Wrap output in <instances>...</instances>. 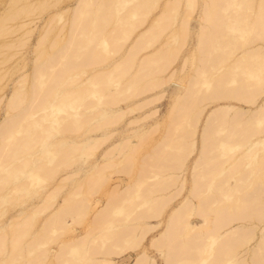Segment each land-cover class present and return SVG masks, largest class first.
Segmentation results:
<instances>
[{"label":"rangeland","instance_id":"rangeland-1","mask_svg":"<svg viewBox=\"0 0 264 264\" xmlns=\"http://www.w3.org/2000/svg\"><path fill=\"white\" fill-rule=\"evenodd\" d=\"M81 1L0 0V264H134L136 259H143L144 264H175L186 257L196 258L198 251L190 248L206 242L203 237L204 241L199 240L206 228L201 229L200 215L212 201L214 209L205 212L209 217L206 230H213L212 237L200 260L204 258L207 264L217 250L221 255L216 253L215 258L220 262L264 264V222L258 223L264 218V123L253 124L259 122L254 117H264V81H259L264 79V36L256 35L264 33V26H255L264 24V0L229 4L214 0L213 6L209 3L213 0H120L116 5V0L101 5L98 2L104 0H89L90 11L82 8L90 2ZM97 4L107 15L94 10ZM207 6L213 7L212 15ZM83 10L88 13L84 15ZM204 13H208L205 19ZM231 15H238V20L235 16L231 20ZM218 18L231 23V30ZM119 19L123 21L117 26ZM232 21L239 22L238 26ZM80 31L87 38L94 37L93 41L82 40ZM78 41L89 47L78 48L83 43ZM244 53H253L250 56L256 60H244ZM254 53L261 54L259 60ZM88 60L93 63L88 65ZM241 61L247 62L245 69ZM253 66H258L255 73L249 71ZM65 68L70 71L64 81L61 69ZM127 81L136 87L130 88ZM219 91L222 95L216 94ZM236 94L249 99L239 100ZM16 123L20 127L14 130ZM247 128L252 132L245 134ZM254 128L262 135L251 137L260 141L251 145L248 135L257 131ZM18 141L26 149L11 158L10 153L23 147H18ZM206 183L213 188L206 191ZM213 214L224 216L218 221L221 225L212 224ZM126 234L136 242L124 239ZM229 234L240 242L228 243ZM116 236L121 240H110ZM196 236L202 241L193 243ZM222 237L228 247L219 241ZM243 237L251 238L242 243ZM188 239L192 243L185 244ZM222 247L226 251L236 248L232 263L229 258L220 259L225 252Z\"/></svg>","mask_w":264,"mask_h":264},{"label":"bare ground","instance_id":"bare-ground-1","mask_svg":"<svg viewBox=\"0 0 264 264\" xmlns=\"http://www.w3.org/2000/svg\"><path fill=\"white\" fill-rule=\"evenodd\" d=\"M82 1H84V2H82ZM82 1H81V2L84 3V4H85V2H86V4H87L88 2H90L89 0H88V2L85 1V0H82ZM117 1H119V2H117ZM125 1H127V0H125ZM143 1H144V0H143ZM145 1H147V0H145ZM209 1H210V0H209ZM228 1H229L228 4H229L230 2L232 3V0H228ZM247 1H248V0H246V2H247ZM249 1H250V0H249ZM91 2H92V0H91ZM91 2L88 3V5H83L82 8H83V9H87V8H89V10H88V9H87V10L90 11V7H91V5H92ZM104 2H105V0H104L103 2L100 1V2H98V3L101 5V3H104ZM116 2H117L118 4H121V1H120V0H116V1H114L115 5L117 4ZM140 2H142V0H140ZM212 2H214V0L211 1V2H209V3H211L210 5H212V6L215 5V4L217 3V2H215L214 4H212ZM82 3H81V4H82ZM94 3H95V2H94ZM224 3H225V2H224ZM248 3H250V2H248ZM81 4H80V5H81ZM90 4H91V5H90ZM99 4H97V5H99ZM140 4H142V3H140ZM250 4H251V3H250ZM80 5H79V8L81 7ZM95 5H96V4H95ZM95 5H94V6H95ZM100 5H99V6H96V8H94V10H98V11H100V9H101V10L107 15V13L105 12V10H103L104 8H100ZM206 5H207V4H206ZM221 5H222V4H221ZM225 5H227V4H225ZM40 6H41V5H40ZM88 6H90V7H88ZM133 6H134V4H133ZM248 6H249V5H248ZM262 6H264V5H261V7H262ZM41 7H43V6H41ZM85 7H86V8H85ZM97 7H98L99 9H97ZM112 7H114V5H113ZM207 7H208V6H207ZM230 7L232 8L231 5H230ZM261 7H260V8H261ZM79 8H78V9H79ZM131 8H132V7H131ZM208 8H209V7H208ZM220 8H221V7H220ZM223 8H226V7H223ZM78 9H77V10H78ZM129 9H130V8H129ZM137 9H138V8H137ZM137 9H135V10H137ZM226 9H228V8H226ZM226 9H225V10H226ZM77 10H76V12H77ZM94 10H93V13L95 12ZM132 10H133V8H132ZM135 10H134V11H135ZM209 10H211V8H209ZM212 10H214L213 7H212ZM212 10L210 11V12H211V15L213 14L212 12H214V11H212ZM80 11H82V10H80ZM80 11L78 12V14H81V15H82V13H84V15H85V13H88L86 10H83V11H85V12H82V13H81ZM130 11H131V10H130ZM206 12H207V11H206ZM208 12H209V11H208ZM210 12H209V14H208V13H204V16H205L204 19L206 18V14H208V15H207L208 18L206 19V22H208V23H209L208 20H209ZM261 12H262V10H261ZM95 13H97V12H95ZM95 13H94V15H96L97 17H99L98 14H95ZM223 13H224V12H223ZM234 13H235V12H234ZM78 14L76 13L75 16H77ZM90 14H92V12H90ZM102 14H103V13H102ZM102 14H100V15H102ZM218 14H219V12H218ZM220 14H221V13H220ZM224 14H225V13H224ZM88 15H89V14H88ZM94 15H92V16H94ZM216 15H217V14H215V16H216ZM225 15H226V14H225ZM228 15H229V14H228ZM235 15H236V13H235ZM235 15H231V16H229V17H231V20H232L233 18H235V17H236V20H238V18H239L238 15H237V16H235ZM104 16H105V15H104ZM215 16H213V17L211 16V19H213V18L216 19ZM233 16H235V17H233ZM77 17H79V16H77ZM77 17H76V18H77ZM97 17H96V19H97ZM101 17H102V16H101ZM118 17H119V16H118ZM221 17H222V16H221ZM221 17H220V19H221ZM223 17H225V16H223ZM226 17H228V16H226ZM256 17L259 18V15L256 16ZM80 18H81V17H80ZM80 18H78V19L80 20ZM85 18H87V17H85ZM94 18H95V17H94ZM260 18H261V17H260ZM91 19H93V18H91ZM91 19H90V20H91ZM218 19H219V18H218ZM220 19H219V21H220ZM240 19H241V18H240ZM242 19H243V18H242ZM255 19H256V18H255ZM261 19H264V18H261ZM261 19H258V20L260 21ZM83 20H84V19H83ZM117 20H118V19H117ZM117 20H116V21H117ZM258 20L256 21V23L258 22ZM77 21H78V20H77ZM84 21H86V20H84ZM84 21H83V23H81V22L79 21V22H80V25L84 24V23H85ZM119 21H120V22H119ZM119 21H117L118 24L116 23L117 26L119 25V23L121 24V22H122L123 20H122V19H119ZM210 21H212V20H210ZM226 21H228L227 18H226ZM226 21H225V22H226ZM233 21H235V19H234ZM233 21H232V23H233ZM239 21H241V20H239ZM75 22H76V21H75ZM100 22L103 23L102 21H100ZM100 22H98V24H99ZM220 22H222V21H220ZM220 22H219V23H220ZM229 22H230V21H229ZM260 22H262V21H260ZM87 23H89V22L87 21ZM87 23H86V24H87ZM90 23H91V22H90ZM90 23L87 24V25L90 26V25H91ZM101 23H100V24H101ZM107 23H109V22H107ZM212 23H213V22H212ZM222 23H224V20H223ZM236 23H239V22H236ZM236 23H235V24L233 23L234 26L237 25ZM254 23H255V22H254ZM86 24H85V25H86ZM98 24H97V25H98ZM103 24H104V23H103ZM105 24H106V23H105ZM105 24H104V25H105ZM210 24H211V23H210ZM226 24H227V23H224V26H228V24H231V23H228L227 25H226ZM78 25H79V24H78ZM87 25H86L85 29L88 30L89 28H87ZM93 25H94V27H95L96 23H93ZM97 25H96V26H97ZM116 25H115V26H116ZM207 25H208V24H207ZM231 25H232V24H231ZM231 25H229V26H230V30H231V27H232ZM258 25H259V26H261V25L264 26V24H261V23L256 24L255 26H258ZM99 26H100V25H99ZM115 26H114V27H115ZM120 26H121V25H120ZM210 26H212V25H210ZM224 26H223V27H224ZM229 26H228V27H229ZM237 26H238V25H237ZM255 26H253V27H255ZM94 27H92L91 30H94V29H95ZM97 27H98V26H97ZM100 27H101V26H100ZM100 27H99V28H100ZM212 27H213V26H212ZM90 28H91V27H90ZM93 28H94V29H93ZM115 28H117V27H115ZM225 28H227V27H225ZM237 28H238V27H237ZM255 28H256V27H255ZM76 29H77V28H76ZM78 29H79V28H78ZM85 29L83 30L84 33L87 32V34H88V31L85 32ZM232 29L235 30L236 27H234V28H232ZM238 29H239V28H238ZM117 30H120V28L117 29ZM228 30H229V29H228ZM236 30H237V29H236ZM112 31H113V30H112ZM237 31H238V30H237ZM114 32H116V31H114ZM121 32L126 33V30H125V31H122V30H121ZM230 32H231V31H230ZM238 32H239V31H238ZM241 32H242V30H241ZM259 32H260V31H259ZM78 33H79V32H78ZM80 33L83 34L81 31H80ZM80 33H79V35H80V37L82 36V38H83L82 40L86 41V40L89 38V39L87 40L88 43H89V40H90L91 38H94V37H92L91 35H89L90 37L87 38V37L85 36V34L81 35ZM112 33H113V32H112ZM87 34H86V35H87ZM89 34H91L90 31H89ZM216 34H218V33H216ZM262 34H264V33H261V34H260V33H256V35L264 36V35H262ZM204 35H205V33H203L202 37L200 38V39H201V42H202V39H203ZM206 35H208V34H206ZM84 36H85L86 38H85ZM94 36H96V35H94ZM97 36H98V34H97ZM103 36H104V35H103ZM252 36H253V35H252ZM207 37H208V36H207ZM256 37H258V36H256ZM206 39H207V38H206ZM259 39H260V38H259ZM261 39L264 40V38H261ZM79 40H80V39H79ZM95 40H96V39H95ZM84 41H78V44H81V42H83V43H82V46L79 45L80 47L78 46V48H82L83 45H84L85 49L87 48V46H88L89 44H87V43L84 42ZM92 41H93V40L91 39V42H92ZM94 42H95V41H94ZM236 42H237V41H236ZM84 43H86V44H84ZM142 43H144V42H142ZM229 44H230V46L234 45V44H231V43H229ZM86 45H87V46H86ZM70 46H71V45H70ZM76 46H77V45H76ZM90 46H91V45H90ZM237 46H238V45H237ZM237 46H236V47H237ZM88 47H89V46H88ZM94 47H95V46H94ZM220 47H221V46H220ZM220 47H218V49H219ZM227 47H228V46H227ZM233 47H234V46H232L231 48H233ZM240 47H241V46H240ZM73 48H74V47H73ZM221 48H222V47H221ZM83 49H84V48H83ZM83 49H81V52H82ZM237 49H238V48H237ZM260 49H261V48H260ZM222 50H223V48H222ZM222 50H221V51H222ZM64 51H65V50H64ZM226 52H228V51H226ZM84 53H85V52H84ZM86 53H90V51H86ZM223 53H224V51H223ZM82 54H83V53H82ZM221 54H222V53H221ZM244 54H245V53H244ZM252 54H253V53H250V55H252ZM254 54H259V53H254ZM91 55H93V54H91ZM245 55H246V56H243V57H245V58H243V59H244V60H247V61H251L252 59H251V60H248V59H246V58H249V59H250V58H255V57H252V56H250V55L248 56L247 53H246ZM260 55H261V54H259V55H255V56L258 58V56H260ZM54 56H55V54H54ZM76 56H77V55H74L73 57H74V58H77ZM97 56H98V55H96V56H94V57L98 58V61H100L99 58L101 59V56H100V57H97ZM221 56H222V55H220V57H221ZM79 57H80V56H78L77 59H79ZM88 57H90L89 54H88ZM217 57H219V56H217ZM225 57H226V55H225ZM83 58H84V57H83ZM259 58H260V57H259ZM259 58H258V60H259ZM80 59H82V57H81ZM92 59H93V61H94L95 58H92ZM222 59H223V58H222ZM222 59H220V60H222ZM226 59H227V58H226ZM83 60H84V59H83ZM83 60H81V61H83ZM85 60H87V59H85ZM220 60H219V61H220ZM240 60H242V56H241V59H240ZM254 60H256V58H255ZM88 61L91 62V63L88 62V63H89L88 65H91V64L93 63L91 60H88ZM95 61H96V59H95ZM78 62L80 63V61H78ZM96 62H97V61H96ZM96 62H95V63H96ZM244 62H245V61H244ZM82 63H83V62H82ZM82 63H81V64H82ZM242 63H243V62L241 61V64H242ZM246 63H247V62H246ZM246 63H243V64H242V67H241L242 69H245V68H243V67H244L243 65H245ZM84 64H85V62H84ZM219 64H221V63L219 62ZM238 64L241 65L240 63H237V65H235V66L239 68ZM65 65H66V64H64V66H65ZM72 65H73V64H72ZM76 65H77V64H76ZM88 65H87V66H88ZM247 65H248V64H247ZM247 65H245V66H247ZM85 66H86V65L81 66V68L83 69V67H85ZM233 66H234V64H233ZM251 66H252V65H250V67H251ZM250 67H249V68H250ZM253 67H254V66H253ZM256 67H257V68H256ZM256 67L252 68V70L249 69V71H252V73H255L256 70L258 69V66H256ZM73 68H75V66H74ZM73 68H72V69H73ZM233 68H234V67H233ZM241 68H240V69H241ZM255 68H256V70H255V72H254V69H255ZM246 69H247V67H246ZM61 70H63V72H61V73H63V74H65V73L67 74V73H68L67 71H70V70H67V68H65V69H61ZM64 70H65V71H64ZM234 70H235V69H234ZM71 71H72V70H71ZM78 71H79V69H78ZM238 71H240V70H238ZM72 72H73V71H72ZM74 72H76V71H74ZM74 72H73L72 74H74ZM198 72H199V71H198ZM201 72H202V71H200L199 73L203 76V73L205 74V72H202V73H201ZM233 72H234V71H233ZM40 73L43 74V72H40ZM69 73H70V72H69ZM226 73H227V74H230L229 72H226ZM231 73H232V72H231ZM248 73H249L250 75L252 74V73H250V72H248ZM66 74H65V76L63 75V77H64L63 80L65 79ZM200 74H199V76L201 77ZM242 74H243V73H242ZM108 75H109V74H108ZM108 75H107V77H109ZM230 75H232V74H230ZM230 75H229V76H230ZM233 75H234V77H233V76H230V77H231V78H230L231 80H233L232 77H233V78H236V77H235V76H236V72H235V74H233ZM70 76H71V73H70ZM132 76H133V75H132ZM229 76L227 75L226 78L228 79ZM243 76H244V74H243ZM252 76H254V75H252ZM220 77H222V76H220ZM52 78H53V77H52ZM60 78H61V76H60ZM60 78H59L58 80L62 82V80H61ZM66 78H67V77H66ZM224 78H225V77H224ZM72 79H73V78H72ZM130 79H131V78H130ZM134 79H135V78H134ZM216 79L219 80V78H216ZM220 79H221V78H220ZM55 80H56V78H55ZM68 80H69V79H67V82H66V83H69ZM221 80H223V77H222ZM224 80H225V79H224ZM64 81H65V80H64ZM64 81H63V82H64ZM133 81H135V80H133ZM215 81H216V80H215ZM226 81H227V80H226ZM259 81L262 82V81H264V79L260 78ZM71 82H73V81H71ZM127 82L129 83V82H132V81H127ZM224 82H225V81H224ZM231 82H232V81H231ZM128 83H126V84L129 85L130 88H131V87H132V88H133V87H136V85H135L133 82H132V83H129V84H128ZM236 83H238V81H235V84H236ZM239 83H240V80H239ZM57 84H58V83H57ZM57 84H55L56 87H59V86H60L61 84H63V83H59V84H60V85L58 84L59 86H58ZM131 84H132V85H131ZM133 84H134V86H133ZM214 84H215V83H214ZM235 84H234V85H235ZM262 84H264V83H262ZM241 85H242V84H241ZM63 86H64V85H63ZM246 86H247V85H246ZM241 87H243V86H241ZM241 87H239L240 90H241ZM53 88H54V86H53ZM61 88H62V87H61ZM127 88H128V87H127ZM237 88H238V87L236 86V89H237ZM245 88H247V87H245ZM219 89H220V88H219ZM217 90H218V89H217ZM220 90H222V89H220ZM213 92H214V91H213ZM213 92H212V93H213ZM220 92H221V91L217 92L216 94H220ZM222 92H224V91H222ZM228 92H229V91H227V93H228ZM231 92H232V90H231ZM239 92H240V91H239ZM252 93H253V91H252ZM229 94H230V93H229ZM211 95H212V94H211ZM220 95H222V94H220ZM223 95H224V94H223ZM13 96L16 98V95H13ZM114 96H116V95H114ZM114 96H112V97H114ZM230 96H231V95H230ZM234 96H235V97H238L239 100L243 99V101H246V100H244V98L249 99L248 96H245V95H243V94H242V95H241V94H236V95H234ZM112 97L110 96V98H112ZM224 97H225V96H224ZM224 97H223V98H224ZM226 97H227V96H226ZM212 98H213V97H212ZM219 98L221 99L222 97H221V96H218V99H219ZM227 98H228V97H227ZM232 98H234V97H232ZM11 100H13V98H11ZM11 100H10V104H9V105L11 106V108H13L12 105H14V103H12V105H11V102H12ZM112 100H115V99H113V98L111 99V103L114 104V101L112 102ZM236 100H238V99H236ZM249 101H250V100H248V102H249ZM13 102H14V101H13ZM46 102H47V104H48L49 101H46ZM46 102H45V103H46ZM109 102H110V101H109ZM115 102H116V101H115ZM43 103H44V102H43ZM39 104H42V103H39ZM47 104H45V105H47ZM107 104H109V103H107ZM85 106H87V105H85ZM42 107H43V106H42ZM43 108H44V107H43ZM32 113H34V112L28 113L27 115L30 116V115H32ZM15 116H17V115H15ZM24 116H26V115H24ZM257 116H259V115H257ZM27 117H28V116H26V118H27ZM12 118H14V117L12 116ZM254 118H255L256 120H259V122L254 121L253 124H256V123H257L258 126H259L260 123H261V124L264 123V117H261V118H260V117H259V118H258V117H254ZM254 118H253V119H254ZM23 119H24V117L22 118V120H23ZM260 119H261V120H260ZM22 120H20V121H18V122H21ZM250 120H251V119H250ZM261 121H262V122H261ZM255 122H256V123H255ZM16 124H17V125H16ZM16 124L14 125V130H15V129H18V128L20 127V124H19V123H16ZM18 124H19V126H18ZM262 125H264V124H262ZM4 126H5V125H4ZM15 126H17L18 128H16ZM5 127H7V126H5ZM254 129H256L257 131L253 130V131H255L254 134L252 133V134L248 135V136H250L249 139H250V141H251V145H255V144H259V143H260V141H259L258 139H251V137H253L254 135H257V134H258V135H262V134L257 133V132H259V129H258V128H254ZM12 130H13V129H12ZM12 130H10V131H12ZM223 130H224V129H222V132H223ZM260 130H261V129H260ZM10 131H9V132H10ZM204 131H206V130H204ZM220 131H221V130H220ZM224 131H226V133H227V129L224 130ZM232 131H233V130H232ZM262 131H264V127H262L261 132H262ZM2 132H3V130H2ZM230 132H231V131H230ZM245 132H246L245 134H247V133H249L250 131H248V128H247V129L245 130ZM251 132H252V131H251ZM251 132H250V133H251ZM261 132H260V133H261ZM228 133H229V132H228ZM233 133H234V132H233ZM240 133H241V132H239V134H240ZM223 134H224V133H223ZM242 135H243V134H242ZM11 137H12V136H11ZM245 137H246V136H245ZM262 137H264V136H262ZM26 138L28 139V138H30V137H26ZM27 139L24 140V141H22V142H23V143H26ZM28 140H29V139H28ZM19 142H20V143H19ZM22 142H21V141H18V142H17L18 144H20V145H18V147H19V146H20V147L23 146L24 149H22L23 147L18 148L17 150H15V148H14L15 151L13 150L14 152H13V153H10L11 158H12V156H15L14 153H15L16 151H17V152H20V151L26 149V148H25L26 146L23 145ZM219 142H220V141H219ZM241 142H242V141H241ZM244 142H245V141H244ZM21 143H22V144H21ZM211 143H212V142H211ZM216 143H217V142H216ZM15 144H16V143H15ZM15 144H13V147H16V146H17V144H16V145H15ZM27 144H28V143H27ZM56 144H57V143H56ZM214 144H215V143H214ZM14 145H15V146H14ZM178 145H179V144H178ZM208 145H209V144H208ZM215 145H216V144H215ZM175 146H177V145H175ZM179 146H180V145H179ZM208 147H209V146H208ZM217 147H218V146H217ZM251 148H252V147L250 146V149H251ZM19 149H21V150H19ZM179 149H180V148H179ZM239 149H240V148H239ZM251 150H253V149H251ZM11 151H12V150H11ZM61 151H62V150H61ZM22 152H23V151H22ZM62 152H64L65 154H67L69 151H68L67 153H66L65 150L62 151ZM11 154H12V155H11ZM20 154H21V153H20ZM64 156H65V155H64ZM64 156L60 155V157H64ZM242 156H243V155H242ZM58 157H59V156H58ZM13 158H15V157H13ZM64 158H65V157H64ZM64 158H63V159H64ZM60 160H61V159H60ZM63 161H64V160H63ZM65 161H67V160H65ZM18 163H19V162H18ZM222 163H223V162H222ZM224 163H225V162H224ZM0 166H1V165H0ZM205 166H206V165H205ZM218 166H219V165H218ZM218 166H217V167H218ZM262 167H264V166H262ZM215 168H216V167H215ZM14 169H15V168H14ZM17 171H19V170H17ZM248 171H249V170H248ZM47 172H48V171H47ZM8 174H9V173H8ZM11 174H12V173H11ZM215 174H216V173H215ZM215 174H214V175H215ZM247 174H248V173H247ZM202 175H203V174H202ZM207 175H208V174H207ZM257 175H258V174H257ZM47 176H49V175H47ZM203 176H204V175H203ZM205 176H206V175H205ZM205 176H204V177H205ZM246 176H247V175H246ZM206 177H208V176H206ZM4 178H5V177H4ZM199 178H200V176H199ZM5 179H6V178H5ZM5 179H4V180H5ZM9 179H10V178H9ZM239 179H241V177H240ZM260 179H261V178H260ZM262 179H264V178H262ZM0 180H1V182H3V179H0ZM94 180H95V179H94ZM94 180H93V181H94ZM98 180H99V178H98ZM100 180H101V178H100ZM241 180H242V179H241ZM6 181H7V180H6ZM218 181H219V180H218ZM223 181H225V180H223ZM202 182H204V181H202ZM209 182H210V181H209ZM219 182H220V181H219ZM240 182H241V181H240ZM240 182H239V183H240ZM5 183H7V182H5ZM5 183H4V184H5ZM214 183H215V182H214ZM223 183H224V182H223ZM200 184H202V183H200ZM220 184H221V183H220ZM224 184H225V183H224ZM202 186H203V185H202ZM205 186H207V187H206L207 189L205 188L206 191H207V190L209 191V190L211 189V187L213 188V184L210 185V184H207V183H206ZM214 186H216V185H214ZM237 186H239V185H237ZM240 186H241V185H240ZM247 186H248V185H247ZM131 188H133V187H131ZM139 188H140V187H139ZM218 188H219V187H218ZM198 190H199V189H198ZM205 190H203V191H205ZM218 190H219V189H218ZM220 190H221V188H220ZM256 190H257V189H256ZM129 191H130V188H129ZM199 191H201V190H199ZM138 192H139V191H138ZM146 192H147V191H146ZM261 192H262V191H260V193H261ZM148 193H149V192H148ZM192 193H195V192H192ZM206 193H207V192H206ZM208 193H209V192H208ZM216 193H218V192H216ZM224 193H225V191H224ZM227 193H228V192H227ZM255 193H256V192H255ZM119 194H120V193H119ZM252 194H253V193H252ZM257 194H258V193H257ZM261 194H262V193H261ZM261 194H260V195H261ZM115 195H116V194H115ZM137 195H138V194H137ZM145 195H146V194H145ZM198 195H199V194H198ZM209 195H211V194L209 193ZM220 195H221V194H220ZM253 195H254V194H253ZM255 195H256V194H255ZM112 196H114V195H112ZM117 196H118V194H117ZM140 196H141V195H140ZM195 196H196V197H199V196L196 195V193H195ZM200 196H201V195H200ZM204 197H205V196H203L202 198H204ZM112 198H113V197H112ZM114 198H115V197H114ZM134 198H135V197H134ZM140 198H141V197H140ZM206 198H208V197H206ZM258 198H259V197H258ZM109 199H110V198H109ZM210 199H211V198H210ZM245 199H246V198H245ZM111 200H112V199H111ZM121 200H122V199H121ZM212 200H213V199H212ZM202 201H203V200H202ZM239 201H240V200H239ZM77 202H78V201H77ZM120 202H121V201H120ZM200 202H201V201H200ZM209 202H210V201H209ZM257 202H258V201H257ZM85 203H86V202H85ZM202 203H204V202H202ZM205 203H206V201H205ZM213 203H214V201H212V203H208L209 208H208V207H207V208L205 207V210H203V211H204V214H205V212H208L209 209H210V210H212V208L214 209V206H213V207H210ZM249 203H250V202H249ZM262 203H264V200H262ZM109 204H111V203H107V202H106V205L110 206ZM152 204H155V203H152V202H151V205H152ZM209 204H210V205H209ZM67 205H70V204H67ZM77 205H78V203H77ZM106 205H105V206H106ZM149 205H150V204H149ZM149 205H147V206H149ZM155 205H156V204H155ZM165 205H166V204H165ZM199 205H203V204L199 203ZM205 205H206V204H205ZM65 206H66V205H65ZM74 206H75V204H74ZM108 206H106V207H108ZM153 206H154V205H153ZM153 206H152V209L154 208L153 211H156V210H155V206H154V207H153ZM159 206H160V205H159ZM246 206H247V205H246ZM67 207H68V206H67ZM226 207H227V206H226ZM61 208H62V207H61ZM64 208H65V207H64ZM79 208H80V207H79ZM82 208H84V207L82 206ZM159 208H160V207H159ZM215 208H216V206H215ZM219 208H220V206H219ZM232 208H233V206H232ZM238 208H239V207H238ZM242 208H243V207H242ZM244 208H245V207H244ZM244 208H243V209H244ZM249 208H250V207H249ZM84 209H85V208H84ZM104 209H105V208H104ZM108 209H109V208H108ZM108 209H106V210H108ZM141 209H142V208H141ZM147 209H149V207H147ZM147 209L144 208V210H146V211H147L146 213L148 214V213H150V212H148ZM202 209H204V207H203ZM206 209H208V210H206ZM223 209H224V208H223ZM223 209H222V210H223ZM233 209H234V208H233ZM62 210H63V209H62ZM70 210H71V209H70ZM111 210H112V209H111ZM149 210H150V209H149ZM188 210H189V209H188ZM210 210H209V211H210ZM215 210H216V209H215ZM228 210H229V209H228ZM246 210H247V209H246ZM75 211H77V210H75ZM189 211H190V210H189ZM198 211H201V213L203 212L201 209L198 210ZM253 211H254V210H253ZM65 212H66V211H65ZM81 212H82V210H81ZM103 212H104V211H103ZM151 212H152V211H151ZM211 212H212V211H211ZM215 212H216V211H214L213 213H215ZM240 212H241V211H240ZM67 213H68V211H67ZM105 213H107V211H105ZM136 213H137V212H136ZM152 213H155V212H152ZM233 213H234V212H233ZM238 213H239V212H238ZM244 213H245V212H244ZM250 213H251V212H250ZM61 214L63 215L64 213H61ZM65 214H66V213H65ZM69 214H70V213H69ZM73 214H75V213H73ZM142 214L145 215V213H142ZM156 214H157V213H156ZM188 214H189V212H188ZM204 214H203V215H204ZM225 214H226V213H225ZM231 214H232V213H231ZM231 214H230V215H231ZM241 214H242V212H241ZM253 214H254V213H253ZM70 215H71V214H70ZM70 215H68V216H70ZM75 215H76V214H75ZM98 215H99V214H98ZM98 215H97V216H98ZM102 215H103V214H102ZM143 215H141L142 217H140V216L138 215V217L143 218ZM153 215H155V214H153ZM203 215H200V216H201V222L204 223V226L202 225V228H201V227H200V228H201V229H203V227H206V228L204 229V231L201 232V234L203 233V236H199V240H200V238H201L202 240H203V238H205L204 240H205L206 242H201L202 240H201V241H198V237H197V236H196L197 239H196V238H192V237H190V238L193 239V241H195V242H193V243H196V242L198 241V242H201L203 246L200 247L201 245H200L199 243H197V244H199V247H197L195 244H192V248H193V249L190 248V247H188V248H190L191 250H194L193 252L198 251V256H199V257L197 256L196 258H193L194 256H191V257H186V259H185L184 256H183L182 258L185 259V261H183V260H178V261H177L178 264H184L183 262H185L186 264H205L206 260H205L204 258H203L202 260H200V258H202L201 256L203 255V253H204V252L207 250V248H208V247H207V246H208V245H207L208 239H211V237H212V235H211L212 233L210 234V230H211L212 232H213V230H212V229H210V230L208 229V231L206 230L208 227L205 226V225H206L205 223L209 220V219H208L209 217L206 216V214H205L204 216H203ZM213 215H214V214H213ZM221 215H222V214H221ZM236 215H237V214H236ZM248 215H249V213H248ZM261 215H262V214H261ZM261 215H260V216H261ZM57 216H58V215H57ZM157 216H158V214H157ZM209 216H210V215H209ZM218 216H219V214H218ZM227 216H229V215H227ZM238 216H239V214H238ZM240 216H241V215H240ZM244 216H246V214H245ZM250 216H251V215H250ZM258 216H259V215H258ZM78 217H79V215H78ZM98 217H100V216H98ZM106 217H107V216H106ZM106 217H105V219H106ZM144 217H145V216H144ZM148 217H149V216H148ZM152 217H153V216H152ZM212 217H213V220L211 219V222H214V223H212L213 225H215V222H218L219 219H220L221 217L224 218V216H219V218H217L215 215L212 216ZM214 217H215V218H214ZM235 217H236V216H235ZM235 217H234V218H235ZM60 218H61V217H60ZM76 218H77V217H76ZM146 218H147V217H146ZM174 218L177 219L176 216H175ZM174 218H173V219H174ZM240 218H243V216H241ZM246 218H248V217H246ZM254 218H255V217H254ZM258 218H259V217H258ZM258 218H257V219H258ZM261 218H262V216H261ZM261 218H259L260 220L258 221V223L264 222V221H262V220H264V218H262V219H261ZM215 219H217V220L214 221ZM228 219H230V218H228ZM249 219H250V218H248V220H249ZM73 220H74V219H73ZM139 220H140V219H139ZM227 221H228V220H226V222H227ZM241 221H243V220H241ZM97 222H99V221H97ZM97 222L95 221V223H97ZM208 222H209V221H208ZM211 222H210V224H211ZM220 222H221V221H220ZM220 222H218V223H216V224H217V225H218V224L221 225ZM231 222H233V221H229V223H231ZM61 223H62V221H61ZM73 223H74V222H73ZM229 223H227V224H229ZM183 225H184V223H183ZM183 225H182V226H183ZM186 225H187V224H186ZM223 225H226V223H224ZM223 225H222V226H223ZM218 226H219V225H218ZM184 227H185V226H184ZM214 227H216V226H214ZM244 227H245V226H244ZM244 227H243V228H244ZM211 228H212V226H211ZM217 228H218V227H216L215 229H217ZM221 228H224V227H221ZM221 228H220L218 231H220ZM215 229H214V230H215ZM244 229H245V228H244ZM21 230H22V229H20V231H21ZM122 230H123V229H122ZM122 230H121V231H122ZM189 230H190V229H189ZM199 230H200V229H199ZM199 230H197V231H199ZM242 230H243V229H242ZM248 230H249V229H248ZM125 231H126V230H125ZM190 231L193 232V231H195V230L193 229V231H192V229H191ZM190 231H188V232L191 233ZM218 231L215 230V233H217ZM239 231H241V230H239ZM252 231H253V230H252ZM252 231H250V232H252ZM236 232H237V231H236ZM241 232H242V231H241ZM244 232H245V231H244ZM112 233H114V232H110V234H112ZM115 233H116V232H115ZM121 233H122V232H121ZM189 233H187L188 236H189ZM197 233H198V232H197ZM197 233H196V234H197ZM239 233H240V232H239ZM247 233H249V232H247ZM110 234H109V236H110ZM209 234H210V235H209ZM217 234H218V233H217ZM243 234H245V236H246V233H243ZM243 234H242V235H243ZM251 234H252V233H251ZM251 234H250V235H251ZM20 235H21V234H20ZM193 235H194V234H193ZM204 235H205V237H204ZM232 235H233V236L235 235L234 237H236V238L238 237V238H239V236L237 235V233H232ZM250 235H249V236H250ZM107 236H108V235H107ZM114 236H115V235H114ZM126 236H127V237H130V236H128V235L126 234L124 239H130V238H127ZM165 236H166V235H165ZM188 236H187L186 238H189ZM191 236H192V235H191ZM226 236H227V235H226ZM229 236H231V235L229 234ZM233 236H231L232 238H231V237H228V238L233 239V238H234ZM247 236H248V235H247ZM249 236H248V237H249ZM20 237H21V236H20ZM116 237H117V236H116ZM121 237H124V236H121ZM202 237H203V238H202ZM220 237H221V236H220ZM248 237H247V238H246V237H245V238L243 237V238H242V241H243L242 243H244V242L246 243L247 241H249L251 237H250V238H248ZM80 238H81V237H80ZM83 238H84V237H83ZM228 238H226V239H227V242L230 243V244H231V243H234V242L237 241V240L235 241L236 238H234V241L232 240L233 242H230L231 239L229 240ZM111 239H112V240L115 239V241L121 240V238L119 239V237H117V238H110V240H111ZM131 239L133 240L132 242H136L135 239H133V238H131ZM131 239H130V240H131ZM160 239H162V238H160ZM165 239L168 241V239H167L166 237H165ZM239 239H240V238H239ZM244 239H245V241H244ZM253 239H254V237H253ZM78 240H80V239H78ZM134 240H135V241H134ZM186 240H187V239H186ZM196 240H197V241H196ZM204 240H203V241H204ZM222 240H224L223 237H222V239L219 240V241L222 242ZM81 241H85V240H82V239H81ZM101 241H102V240H101ZM209 241H210V240H209ZM238 241L240 242V240H238ZM238 241H237V242H238ZM77 242H80V241H77ZM124 242H125V245H126V244H130V241H128V243H126L127 241H123V244H124ZM161 242H162V241H161ZM163 242L166 243L165 240H163ZM185 242H186V241H185ZM185 242H183V243H185ZM227 242L224 241V243H223V242H222V243H223V244H226ZM100 243H101V242H100ZM113 243H114V242H113ZM113 243H112V244H113ZM121 243H122V242H121ZM155 243H156V242H155ZM155 243H154V244H155ZM157 243H158V241H157ZM181 243H182V242H181ZM181 243H179V244L181 245ZM189 243H192V241H190V239H188V243H185V244H189ZM203 243H204V244H203ZM205 243H206V244H205ZM222 243H218V242H217L218 245H219V244L222 245ZM262 243H264V242H262ZM262 243H261V244H262ZM75 244H76V243H75ZM75 244H73V246H75ZM77 244H78V243H77ZM83 244H84V243H82V245H83ZM123 244H122L120 247H122ZM131 244H133V243H131ZM135 244H136V243H135ZM161 244H163V243H161ZM161 244L156 245V247H157V246H160ZM179 244H178V245H179ZM230 244H226L227 247H228V245H230ZM234 244H235V243H234ZM234 244H233V245H234ZM80 245H81V244L76 245V246L78 247V246H80ZM125 245H124V247H125L124 249L127 250L128 247H126ZM169 245H170V244L165 245V247L168 246L167 248L169 249ZM194 245H195L197 248H199V250H197V248H196ZM206 245H207V246H206ZM231 245H232V244H231ZM13 246H14V245H13ZM71 246H72V245H71ZM100 246H101V244H100ZM113 246H115V244H113ZM118 246H119V245H118ZM131 246H132V245H129V248H130ZM134 246H135V245H134ZM134 246H133V247H134ZM193 246L195 247V249H194ZM223 246H224V245H223ZM62 247H66V246H62ZM77 247H76V248H77ZM101 247H102V246H101ZM110 247H111V249H112V246H110ZM120 247H113V248H115V249L117 248V249H121V250H123V249H122L123 247H122V248H120ZM224 247H225V246H224ZM229 247H230V246H229ZM232 247H235V245L232 246ZM236 247H238V246H236ZM240 247H241V246H240ZM242 247H243V245H242ZM98 248H99V247H98ZM98 248H97V249H98ZM184 248H185V247H184ZM215 248H217V247H215ZM220 248H221V247H220ZM62 249H63V248H62ZM65 249H66V248H65ZM67 249H69V247H68ZM99 249H100V248H99ZM168 249H166V250H168ZM178 249H179V247H178ZM222 249L225 250V252L222 251V250H220V251H222V254H223V252H224V254L221 256L220 259H223L222 257H226L227 259L229 258L228 260L232 263V261H234V260L236 259V257H235L236 254H235L234 251H233V250H235L236 248H235V249H232V248H231L232 250L229 249V248H227V251H226V249L223 248V247H222ZM237 249H238V248H237ZM87 250H88V249H87ZM121 250H120V251H121ZM170 250H172V249L170 248ZM228 250H229V251H228ZM64 251H65V250H64ZM74 251H77V250H74ZM93 251H94V250H93ZM118 251H119V250H118ZM118 251H116V252H117V253H121V252H118ZM220 251H219V252H220ZM262 251H264V250H262ZM60 252H61V250H60ZM82 252H84V251H82ZM110 252H111V251H110ZM110 252H109V253H110ZM123 252H124V251H123ZM174 252H175V251H174ZM189 252H190V251H189V249H188V253H189ZM235 252H236V251H235ZM213 253L216 254V253H217V250H216L215 252H214V250H213ZM213 253H212V254H213ZM220 253H221V252H220ZM220 253H217V254H220ZM37 254H38V253H36V256H37ZM81 254H82V253H81ZM164 254H165V253H164ZM201 254H202V255H201ZM212 254H211V255H212ZM215 254H213V255H215ZM64 255H65V254H64ZM104 255H105V254H104ZM108 255H109V254H108ZM108 255H106V256H108ZM115 255H117V254H115ZM165 255H166V254H165ZM187 255L190 256V253L187 254ZM191 255H192V254H191ZM213 255H212V256H213ZM220 255H221V254H220ZM59 256H60V255H59ZM85 256H87V255H85ZM212 256H211V258H212ZM40 257H41V256H40ZM83 257H84V256H83ZM165 257H166V256H165ZM168 257H169V256H168ZM215 257H218V256H217V255L213 256V258H214L215 260L212 261V262L210 261V260H211V258H210V259L208 260V263L211 264V263H214V262H216V261H219V263H221V264H227V263H228V262H226V261H222V260H221L222 262H220V260H218V258H215ZM37 258H38V257H37ZM43 258H44V257H43ZM141 258H142V257H140V259H141ZM163 258H164V257H163ZM166 258H167V257H166ZM166 258H165L164 260H167ZM187 258H188V259H187ZM206 258H207V257H206ZM213 258H212V259H213ZM63 259H64V258H62V260H63ZM144 259H146V258H144ZM195 259H196V261L199 260V262L197 261V262L195 263V262H194ZM216 259H217V260H216ZM57 260H58V259H57ZM62 260H60V261H62ZM136 260H137V259H136ZM136 260H135L134 264H144V263H142V261H144L143 259H141L142 261H141V260L136 261ZM193 260H194V261H193ZM87 261H89V259H87ZM261 261H262V260H261ZM36 262H38V261H36ZM89 262H90V261H89ZM89 262H86V263H89ZM146 262H147V260H146ZM165 262H166V261H165ZM169 262H170V261H169ZM180 262H181V263H180ZM225 262H226V263H225ZM243 262H244V261H243ZM58 263H59V262H58ZM177 263H175V264H177ZM208 263H207V264H208ZM219 263H217V264H219ZM164 264H165V263H164ZM167 264H170V263H167ZM214 264H215V263H214ZM243 264H245V263H243ZM259 264H261V263H259Z\"/></svg>","mask_w":264,"mask_h":264}]
</instances>
